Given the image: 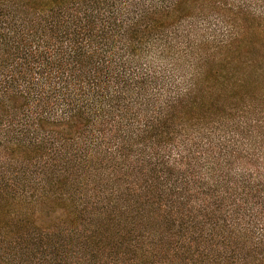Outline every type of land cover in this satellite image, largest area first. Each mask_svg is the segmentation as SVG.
Here are the masks:
<instances>
[{
    "label": "trees",
    "instance_id": "trees-1",
    "mask_svg": "<svg viewBox=\"0 0 264 264\" xmlns=\"http://www.w3.org/2000/svg\"><path fill=\"white\" fill-rule=\"evenodd\" d=\"M253 31L264 0H0V264H264Z\"/></svg>",
    "mask_w": 264,
    "mask_h": 264
},
{
    "label": "rangeland",
    "instance_id": "rangeland-1",
    "mask_svg": "<svg viewBox=\"0 0 264 264\" xmlns=\"http://www.w3.org/2000/svg\"><path fill=\"white\" fill-rule=\"evenodd\" d=\"M252 9H254V8H252ZM254 11V10H253ZM262 18H263V16H262ZM258 21V20H257ZM257 21H255V23H253V24H251V26L253 27V26H256L257 24H256V22ZM251 40L252 41H263L264 40V33H258L257 31H253L252 33H251Z\"/></svg>",
    "mask_w": 264,
    "mask_h": 264
}]
</instances>
